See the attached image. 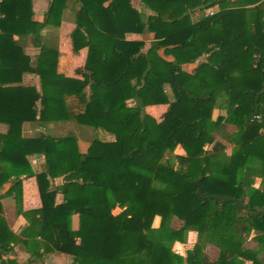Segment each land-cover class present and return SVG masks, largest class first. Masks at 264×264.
<instances>
[{
	"label": "trees",
	"instance_id": "16d2710c",
	"mask_svg": "<svg viewBox=\"0 0 264 264\" xmlns=\"http://www.w3.org/2000/svg\"><path fill=\"white\" fill-rule=\"evenodd\" d=\"M68 1L53 0L37 22L33 0H0V59L20 63L0 70V101L13 103L25 122L71 121L114 140L94 139L82 151L77 137L24 139L16 126L0 135V189L10 183L21 207L23 178H36L43 204L19 209L28 223L20 235L0 215V264H17L8 258L13 245L27 246V264L53 252L71 256L72 264H264L244 246L255 232L264 247V187L251 188L252 173L264 176V0H141L149 16L131 0H78L70 39L74 53L89 50L77 70L83 80L34 64L15 39L27 37L41 56H56L42 32L60 27ZM127 34L154 40L145 50L146 42ZM133 63L136 82L123 81ZM26 72L40 77L41 91L22 85ZM219 97L221 114L214 118ZM157 105L169 106L161 122L146 112ZM215 134L237 145L227 163L219 162L226 146ZM178 147L186 156L174 155ZM32 156H43V172L33 171ZM57 178L63 184L53 187ZM213 196L245 198L249 207ZM156 216L159 230L152 228ZM172 217L180 229L168 227ZM192 230L211 237L219 260L200 245L186 259L173 251V242H184Z\"/></svg>",
	"mask_w": 264,
	"mask_h": 264
},
{
	"label": "crops",
	"instance_id": "0c3cea01",
	"mask_svg": "<svg viewBox=\"0 0 264 264\" xmlns=\"http://www.w3.org/2000/svg\"><path fill=\"white\" fill-rule=\"evenodd\" d=\"M53 0H33V12L34 20L37 22H43L45 14L48 11L49 5ZM133 7L145 16L152 15L146 5L141 0H131ZM81 7V3L78 0H69L68 7L63 13V20L59 28H46L42 32L43 43H48L53 47H57L58 54L56 56H41L40 50L33 47L30 43V39L27 37H15L18 44L24 49L26 55H28L34 64L40 65L43 68L55 69L59 74L66 78L83 80L82 75L77 73V70H83L86 66L89 50L84 48L77 53L72 51L70 35L76 28L75 13ZM194 17H198L195 14ZM3 18V16H0ZM93 22L97 25V11L91 16ZM127 40L130 41H144L146 42V48H150L152 41L154 40L153 34H127ZM195 65H185L183 69L191 72ZM20 63L11 60L0 59V70L18 69ZM137 79L136 64L131 65V69L123 81H130L135 83ZM22 85L26 87H36L41 91V81L37 74L26 72L23 74ZM170 98L173 95L168 91ZM130 106H134V102H129ZM160 105H157L159 107ZM153 107L154 114H157L158 110H165L166 113L169 109L168 105L163 106L164 109H156ZM165 114V113H164ZM221 114V110H218V115ZM153 116V114H150ZM157 117V116H156ZM214 117V115H213ZM215 118V117H214ZM10 126L20 127L22 131V137L24 139L35 138H64V137H77L80 143L82 151H85L90 143L83 148L84 141L90 138L92 129L87 127H76L71 121L60 122H25L22 117L15 112L14 104L11 102L0 101V135L7 134ZM230 126V125H229ZM228 126V127H229ZM107 134V133H106ZM110 135V134H109ZM114 137L111 135L106 141H113ZM91 142V141H90ZM181 148L182 147H178ZM33 171L39 174L45 170V161L43 156L29 157ZM53 187L61 186L63 184V178H57L51 181ZM11 188L10 183H6L0 189V215H3L7 221L8 227L16 235H20L28 226L22 215L19 214V209L23 211H31L41 209L43 204L39 193L38 184L36 178H23V196L22 205L19 207L13 196L9 194ZM62 197L59 196L57 202H61ZM79 217H73L74 230L78 229ZM14 249L8 258L15 259L17 264H27L30 258L27 246L20 247L13 245ZM53 252L45 257V260L36 264H72L73 259L71 256ZM68 256V257H67Z\"/></svg>",
	"mask_w": 264,
	"mask_h": 264
},
{
	"label": "rangeland",
	"instance_id": "374dc122",
	"mask_svg": "<svg viewBox=\"0 0 264 264\" xmlns=\"http://www.w3.org/2000/svg\"><path fill=\"white\" fill-rule=\"evenodd\" d=\"M233 1V3H235L236 0H231ZM218 10V8H214L212 10H209L207 12V15H209V13L211 12H216ZM222 105V98L219 97V100L214 108L213 111V115L216 118V116L218 115V110L221 108ZM165 105H160L159 107H155L156 109H164L162 108ZM153 107H148L146 109V112L148 114H153V117L158 121L161 122L164 118V115L166 114L165 110H158L157 114H154V111L152 109ZM168 110V109H167ZM165 113V114H164ZM157 116V117H156ZM237 131L236 126L231 124L229 127H227V133L233 135L235 132ZM264 132V131H263ZM111 135L106 134L105 132L99 130L97 132H92L91 136L89 139H87V141H84L83 143V148H86V146L90 143V141L94 140V139H98L101 141H106L108 140V137H110ZM214 139L215 141H220L222 142L225 146H226V150L225 152H223L220 155V159L219 162L221 163H227L234 151L236 150L237 145L236 144H232L229 143L228 141L224 140L223 138H221L219 135L215 134L214 135ZM212 148V144H207L206 145V149H211ZM174 155H180V156H186V152L181 149V148H177L174 152ZM170 156H166L165 158V162L172 163L174 165V167L176 169L179 168V164L176 161H171L170 160ZM251 175V174H250ZM252 178H253V183L251 185V188H263L264 187V176H262L259 173H252ZM246 202H248V200L246 199ZM121 212L120 209H116L114 210V214L117 215ZM247 213L246 211H242L240 213V216H246ZM162 225V217L161 216H156L152 225V228L155 230H159L160 227ZM182 226V222L177 218V217H172L169 222H168V227L170 229H174V230H178L180 229ZM256 233L255 232H251L250 234L247 235L246 240L244 242V246L248 249H252L254 251L258 252L259 258L261 260H264V247L261 246V244L257 241L256 239ZM196 245H200L203 249V252L208 256V258L211 261H217L220 258L221 255V249L220 247L215 244L213 241H211V237L209 235H201L199 234V232L197 231H189L185 237V241L181 242V241H175L172 244V249L174 252H176L177 254L181 255L182 257H184L185 259L187 258V253L190 250H193L194 247ZM61 255V254H60ZM66 256V255H65ZM68 257V256H67ZM29 261V260H28ZM238 264V263H237ZM245 264H251L250 262H245Z\"/></svg>",
	"mask_w": 264,
	"mask_h": 264
},
{
	"label": "water",
	"instance_id": "95a60500",
	"mask_svg": "<svg viewBox=\"0 0 264 264\" xmlns=\"http://www.w3.org/2000/svg\"><path fill=\"white\" fill-rule=\"evenodd\" d=\"M212 199L216 202H223V203H233L235 206L241 209H248L249 203L246 202L245 198L237 199V198H229V197H222V196H213Z\"/></svg>",
	"mask_w": 264,
	"mask_h": 264
},
{
	"label": "built area",
	"instance_id": "2783aa9c",
	"mask_svg": "<svg viewBox=\"0 0 264 264\" xmlns=\"http://www.w3.org/2000/svg\"><path fill=\"white\" fill-rule=\"evenodd\" d=\"M213 14H214L213 12L209 13V15H213Z\"/></svg>",
	"mask_w": 264,
	"mask_h": 264
}]
</instances>
